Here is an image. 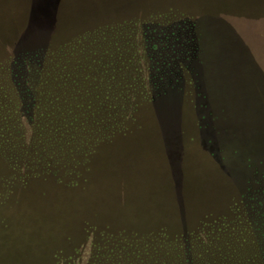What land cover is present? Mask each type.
I'll list each match as a JSON object with an SVG mask.
<instances>
[{"label": "rangeland", "instance_id": "obj_1", "mask_svg": "<svg viewBox=\"0 0 264 264\" xmlns=\"http://www.w3.org/2000/svg\"><path fill=\"white\" fill-rule=\"evenodd\" d=\"M0 160L2 264H264V0H0Z\"/></svg>", "mask_w": 264, "mask_h": 264}, {"label": "trees", "instance_id": "obj_2", "mask_svg": "<svg viewBox=\"0 0 264 264\" xmlns=\"http://www.w3.org/2000/svg\"><path fill=\"white\" fill-rule=\"evenodd\" d=\"M113 79L115 80L116 78L113 77ZM117 80H118V78H117ZM122 81H124L126 85H130L132 83L133 84H140V85L142 84V83H140L138 78H131L130 80H128L127 78L124 77V80H122ZM114 94H115L116 98L114 97ZM114 94H112L113 98L118 99L119 95H117V93H114ZM149 95H150V93L143 92V90H138L136 93L133 94V98H129V97L125 98L124 97L125 102L123 103V106L119 107L118 105H116L117 117L115 118V121L118 120L119 118H125L126 117V120L127 119L129 120L127 125H126V129L125 130H117L118 128H116V125H114L113 130L111 132H109V136L108 135L107 136L110 138L111 137L116 138L119 135H124L127 131L131 130L132 127L137 125V122H139L140 115H141L144 107L146 105H149V103H153V98L152 97L150 98ZM104 104H106V103H104ZM101 110L104 112L107 110V108H105L103 106L101 108ZM105 123H107V121ZM100 143H102V142H99V141L93 142L94 150L91 152V155L96 152ZM8 166H9L8 163H6V162L4 163V161L0 160V173L4 172V173H6L5 176L9 175L10 171L7 170ZM155 235H159V232L156 233ZM149 255L152 257V254H149ZM0 256H1V254H0ZM0 264H2L1 263V257H0Z\"/></svg>", "mask_w": 264, "mask_h": 264}]
</instances>
